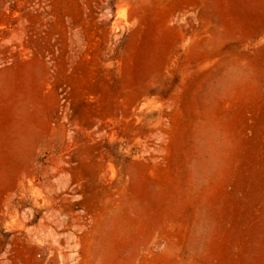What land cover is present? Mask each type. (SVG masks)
<instances>
[{"label": "rangeland", "instance_id": "rangeland-1", "mask_svg": "<svg viewBox=\"0 0 264 264\" xmlns=\"http://www.w3.org/2000/svg\"><path fill=\"white\" fill-rule=\"evenodd\" d=\"M0 264H264V0H0Z\"/></svg>", "mask_w": 264, "mask_h": 264}]
</instances>
